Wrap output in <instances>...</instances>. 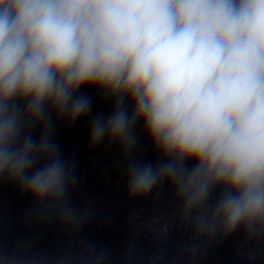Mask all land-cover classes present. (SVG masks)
Segmentation results:
<instances>
[{
    "label": "clouds",
    "instance_id": "clouds-1",
    "mask_svg": "<svg viewBox=\"0 0 264 264\" xmlns=\"http://www.w3.org/2000/svg\"><path fill=\"white\" fill-rule=\"evenodd\" d=\"M85 85L115 100L106 119H92L91 146L107 137L130 155L142 121L162 156L129 161V198L159 196L166 182L173 190L170 214L129 215L133 237L147 231L158 246L141 257L133 239L125 264H196L237 230L238 256L264 261V0H0V182L18 184L37 219L73 236L92 210L72 203L75 164L53 138L52 113L87 115ZM175 229L189 235L169 256ZM110 259L95 245L50 256L0 239V264Z\"/></svg>",
    "mask_w": 264,
    "mask_h": 264
}]
</instances>
